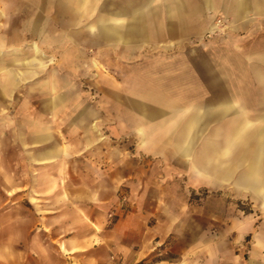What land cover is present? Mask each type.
Masks as SVG:
<instances>
[{
  "label": "crops",
  "instance_id": "obj_1",
  "mask_svg": "<svg viewBox=\"0 0 264 264\" xmlns=\"http://www.w3.org/2000/svg\"><path fill=\"white\" fill-rule=\"evenodd\" d=\"M88 1L74 0L71 5L80 8L77 13L83 16ZM120 2L122 9L97 15L99 37L147 44L153 38L185 40L210 30L213 17L223 14L243 31L241 45L231 35L223 55L215 47L202 49L201 70L213 90L207 91L195 78L190 72L191 58L184 56L177 70L182 79L176 82V92L161 84L162 93L140 96L123 108L117 103L119 108L107 113L112 119L108 127L99 110L71 120L69 90L62 94L52 88L47 101L49 119L64 112L70 127L62 134L64 138L80 134L78 143L70 138L58 142L61 132L50 122L23 130L5 127L8 120L1 118L0 135L9 129L15 138L8 144L0 140V264H111L114 253L135 263L165 242L174 226L158 208L148 205L147 185L134 186L140 178L136 180L127 169L121 144L109 142L110 138H137L134 149L138 151L197 150L192 160L196 175L227 183L234 169L240 168L237 184L264 199V124L249 126L247 97L249 79L254 86L264 87V46L250 47L249 42L264 43V0ZM35 72L28 68L19 74L18 69L0 63V113ZM253 102H260L258 95ZM95 120L107 132L102 144L94 139ZM202 135H207L203 141ZM91 148L101 152L100 156L82 157L78 161L81 170L73 173L72 157ZM10 151L14 152L11 157ZM26 169L31 172L28 180ZM42 169L48 173L41 175ZM123 184L130 187L128 193ZM244 222L242 231L254 230V220ZM200 250V243L193 246V264H201ZM250 251L241 264H264V237L258 236Z\"/></svg>",
  "mask_w": 264,
  "mask_h": 264
},
{
  "label": "rangeland",
  "instance_id": "obj_2",
  "mask_svg": "<svg viewBox=\"0 0 264 264\" xmlns=\"http://www.w3.org/2000/svg\"><path fill=\"white\" fill-rule=\"evenodd\" d=\"M72 1L0 0V63L18 69L19 74L28 68L36 69L35 76L31 74L28 78H32L21 83L3 104L7 107L0 113V119L8 120L5 127L27 130L32 124L42 127L50 122L61 132L58 142L70 138L78 143L80 134L66 138L62 134L70 127V119L64 112L58 118L49 119L47 101L52 88L62 94L69 90L71 120H76L79 114L85 118L91 110H99L104 112L103 125L108 127L112 119L107 113L119 108L117 103L123 108L140 96L162 93L161 84L164 89L176 92V82L182 79L177 70L184 56L191 58L190 72L211 91L206 73L201 70V59H204L201 53L205 52L202 49L215 47L223 55L228 38L233 35L236 44L241 45L244 34L236 28L232 17L217 14L210 30L185 40L153 38L149 44L111 41L96 34L97 15L122 9L120 0H89L83 16L77 13L82 11L80 8L71 5ZM153 34L159 35V32ZM249 42L250 47L264 46L262 42ZM52 80L54 87L48 86L54 84ZM251 82L249 79L247 88L249 126L264 124V118L255 117L264 115L261 112L264 87ZM255 95L259 96V103L253 102ZM96 124L98 120L92 122L94 139L102 144L107 141V132ZM11 131L8 129L5 135H0V140L11 143L15 138ZM206 136L202 135V141ZM108 141L121 144V158L127 160V169L133 171L136 180L140 178V183L134 186L140 189L145 183L151 195L148 205L158 208L168 224L174 226L165 242L140 261H124L120 254L114 253L111 256H115V261L110 259L111 264H193V246L198 243L201 264H241L248 259L258 236L264 237V199L237 184L242 174L240 168L234 169L231 182H210L208 176L194 172L192 160L198 156L197 150L138 151L134 149L139 142L137 138ZM100 153L91 148L73 156L72 172L81 170L78 161L82 157L97 158ZM55 169L59 174L60 167ZM47 171L42 169L41 175ZM25 173L28 180L31 172L26 169ZM125 185L122 189L128 193L130 187ZM248 219L254 220L256 226L246 234L247 230L242 228Z\"/></svg>",
  "mask_w": 264,
  "mask_h": 264
},
{
  "label": "built area",
  "instance_id": "obj_3",
  "mask_svg": "<svg viewBox=\"0 0 264 264\" xmlns=\"http://www.w3.org/2000/svg\"><path fill=\"white\" fill-rule=\"evenodd\" d=\"M112 261H115V256H111V258H110ZM113 264H115V263H113ZM117 264V263H116Z\"/></svg>",
  "mask_w": 264,
  "mask_h": 264
}]
</instances>
